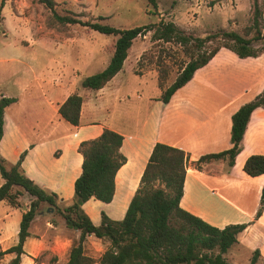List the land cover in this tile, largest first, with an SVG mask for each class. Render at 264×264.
Returning <instances> with one entry per match:
<instances>
[{"label":"crops","instance_id":"1","mask_svg":"<svg viewBox=\"0 0 264 264\" xmlns=\"http://www.w3.org/2000/svg\"><path fill=\"white\" fill-rule=\"evenodd\" d=\"M13 3L24 28L32 29L27 14L31 9L26 1L13 0ZM139 37L133 41L122 70L104 87L83 90L78 125L64 120L59 106L76 92L74 79L80 77L82 69L95 62L103 63L96 72L107 66L112 56L107 43L92 48V40L87 38L37 37L25 42L30 47L41 42L44 48L56 53V58L53 55L44 59L41 55L43 60L39 64L41 57L37 50L29 53L27 62L0 56L1 74L13 66L9 67L11 62L26 64L31 71L30 76L24 78L13 79L15 74H12L10 86L0 85V98H16L4 114V134L0 142L2 156L12 155L15 160L25 152L21 167L26 175L57 193L61 199L59 204L67 206L73 202L74 183L83 162L79 151L81 142L98 137L105 128L119 132L123 136L121 151L127 160L116 174L114 198L108 203L118 216L123 217L155 143L178 147L189 156L180 206L220 228L246 223V228L238 234L239 242L225 256L233 264H250L254 252L259 251L256 264H264V207L257 216L264 174L250 176L243 169L249 155L264 154V108L253 111L233 165L223 159L205 163L202 168L195 166V161L202 155L232 146V115L264 89V53L240 58L223 47L206 65L196 70L193 78L179 88L168 103H164L160 100L163 90L156 80L135 73L134 66L126 69V61ZM141 42L133 59L135 64L148 47V40ZM76 56L85 58L83 68L79 65L74 68L69 63V59ZM32 61H37V65L31 64ZM49 68L54 70V75L46 78L43 72ZM46 84L50 86V92L46 90ZM151 85L155 94L149 97L148 105L142 111L143 103L131 102L130 93ZM118 104H121L119 109ZM53 138H57L56 144L47 148ZM57 149H60L56 153L58 156L53 157ZM1 178L0 186L4 183ZM31 199L27 193L22 195L20 207L0 201V206L5 205L0 212V249L6 250L18 243L22 214L29 208ZM29 230L20 264H50L41 258L45 252L53 254L54 263L51 264H63L74 240L79 238V231L68 227L60 215L46 206L36 215ZM87 242L98 249L106 244L94 235H89ZM14 257V253L5 254L0 264Z\"/></svg>","mask_w":264,"mask_h":264},{"label":"trees","instance_id":"2","mask_svg":"<svg viewBox=\"0 0 264 264\" xmlns=\"http://www.w3.org/2000/svg\"><path fill=\"white\" fill-rule=\"evenodd\" d=\"M38 1L51 12L50 24L58 23L63 28H67L69 24H81L115 37L112 47L109 48L112 56L107 66L83 78L82 86L88 89L98 90L104 87L122 70L133 41L150 31L153 42L179 43L190 56L182 64L175 80L165 88L163 85L169 71L167 67L160 68L158 80L163 90L160 100L164 103H168L172 95L193 78L196 70L206 65L221 48L230 49L240 58L257 57L264 53V47L255 45L256 41L264 38L260 21L263 10L258 0H254V18L250 27L254 30V35L251 37L224 29L205 37L194 36L186 34L174 21L162 19L155 24L120 28L60 14L56 10L55 0ZM148 2L157 9L158 0ZM3 5L4 1L0 10ZM210 42L214 45H210ZM83 100L78 92L70 94L59 106L61 117L73 125H78ZM15 101L14 97L0 98V142L4 134L5 110ZM258 107L264 108V89L232 115V146L220 152L202 155L195 161V166L202 168L205 163L223 159L233 165L241 150L251 115ZM122 142V134L109 128H105L98 137L81 142V174L74 183L73 202L67 206L59 204L61 199L57 193L40 186L26 175L21 167L25 153L21 154L17 163L9 165L0 152V174L4 179L0 186V201L20 207L22 195L27 193L32 196L29 208L22 214L18 243L6 250L0 249V260L5 254L14 253L15 257L10 264L21 263V256L25 253L24 243L30 236L32 221L46 206L56 215H60L68 227L79 231V238L74 240L68 259L63 264H233L225 254L239 242L238 234L247 224H229L220 228L180 206L189 156L184 150L172 145L155 143L139 186L122 220H113L103 215L99 225L92 222L83 209V204L91 198L106 203L113 200L116 174L127 160L121 151ZM243 169L250 176L264 174V154L249 155ZM263 207L264 187L257 216H260ZM89 235L108 243L98 258L85 250ZM258 256L259 251H255L250 264H256Z\"/></svg>","mask_w":264,"mask_h":264},{"label":"rangeland","instance_id":"3","mask_svg":"<svg viewBox=\"0 0 264 264\" xmlns=\"http://www.w3.org/2000/svg\"><path fill=\"white\" fill-rule=\"evenodd\" d=\"M4 1V5L0 10V56L15 57L28 61L29 53L37 50L39 57L47 58L48 56H56V53L48 48H44L41 42H38L35 46H28L25 41H32L35 38L51 39L57 36H72L75 39L81 40L87 38L92 40V48H98L101 45L107 43L111 48L115 39L112 35H107L95 31L91 28L83 26L81 24H69L67 28H63L58 23L50 24L51 12L38 0H24L26 1L30 12L27 13L31 19V26L33 30L28 27L24 28L21 23V17L17 15L13 0H0ZM56 10L63 15H71L79 18L83 21H99L107 23L111 26L120 28H132L136 26H143L149 24H155L160 21H174L186 34L194 36L205 37L209 34H214L220 30H233L241 35H247L251 37L254 35V30L251 29L254 18V0H158V7L155 8L149 4L148 0H55ZM260 8L263 10V17L261 21L262 32L264 33V0H258ZM156 11V13H153ZM103 17V19H101ZM61 25V24H60ZM86 33V34H85ZM37 34V35H35ZM152 31L146 35H142L135 41L130 58L126 61V69H130L134 66V71L137 74H146L150 80H156L159 85V71L162 67H167L169 76L165 81L163 87L169 86L177 77L182 64L190 59V56L186 53L185 49L176 42H152ZM138 38V37H137ZM113 39V40H112ZM148 40L147 49L140 55V59L134 63L133 59L137 48L141 46V40ZM210 45L214 43L210 42ZM257 47H264V38L256 41ZM34 49V50H32ZM104 55V54H102ZM58 56V55H57ZM41 57V58H42ZM100 57V56H99ZM39 58V64L43 58ZM56 58V57H55ZM41 59V60H40ZM85 58L72 57L69 59V63L72 67L79 65L83 68ZM26 61V62H27ZM47 63V62H46ZM28 64V63H27ZM31 64L37 65V61H32ZM51 64L50 62L47 63ZM103 63L95 62L89 68L82 69V73L79 74V78H75V90L81 95L83 94L82 83L80 82L88 75H91L102 66ZM10 68L6 69L4 74L0 73L1 87L10 86V75L15 74L13 79L24 78L30 76V69L28 70L26 64L11 62L8 63ZM105 66V65H104ZM8 70V71H7ZM28 71L27 73H24ZM41 74L40 71H35ZM34 73V72H33ZM44 76L52 77L54 70L51 68L45 69ZM74 74H72L73 76ZM46 90L50 92V86L46 84ZM143 90H133L130 93V99L133 103H143V109L146 108L149 102V97L155 94V89L151 86L143 87ZM49 94V93H47ZM121 104H118V109ZM119 111V110H118ZM138 115V114H137ZM57 138H53L49 141L47 148L56 144ZM60 149H57L53 154L56 157V153H59ZM25 152H22L23 154ZM25 157V155H24ZM9 165L15 164L19 159H12L10 157H4ZM81 174V170H80ZM79 174V175H80ZM2 176L0 175V178ZM2 179V178H1ZM4 204L0 206V212L3 210ZM49 208V207H48ZM83 209L89 212L87 213L92 222L99 225L102 222L103 215L108 216L113 220H122L124 216L120 217L115 213V209L109 203L102 202L100 200L91 199L83 204ZM108 243L100 249L93 245L91 242L85 243V250L90 255L98 258ZM41 258H44L49 263H54L53 254L47 252L43 253ZM63 261V260H62ZM9 262H2V264H10Z\"/></svg>","mask_w":264,"mask_h":264}]
</instances>
